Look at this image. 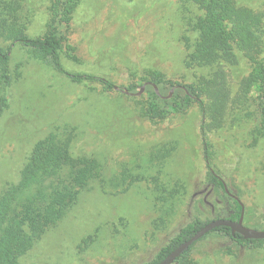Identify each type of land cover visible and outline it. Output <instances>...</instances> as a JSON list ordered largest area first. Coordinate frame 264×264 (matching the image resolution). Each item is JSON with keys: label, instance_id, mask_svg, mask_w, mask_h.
<instances>
[{"label": "rangeland", "instance_id": "obj_1", "mask_svg": "<svg viewBox=\"0 0 264 264\" xmlns=\"http://www.w3.org/2000/svg\"><path fill=\"white\" fill-rule=\"evenodd\" d=\"M50 0H23L30 13L27 35L40 37ZM262 17L259 47L235 63L187 69L185 37L192 33L178 0H82L60 53L63 69L109 79L118 89L75 84L52 67L27 57L19 44L10 51L8 106L0 115V196L17 182L34 143L49 132L73 128L70 153L101 163L105 178L136 173L147 156L168 150L160 179H172L179 192L169 212L153 201L152 185L140 181L124 192L99 187L80 194L76 204L48 229L19 264H148L161 246L191 220H212L221 191L208 184L216 170L244 206L243 225L264 230V98L248 77L264 64V0H233ZM0 45H9L0 39ZM219 70L214 78L213 70ZM153 70L179 85L202 88L204 111L193 105L182 114L151 122L140 116L146 99L122 90ZM207 152V154H206ZM163 177V178H162ZM117 191V192H113ZM232 195V194H231ZM219 208V207H217ZM98 234L79 253L82 238ZM173 264H264V240L237 245L212 234Z\"/></svg>", "mask_w": 264, "mask_h": 264}, {"label": "trees", "instance_id": "obj_2", "mask_svg": "<svg viewBox=\"0 0 264 264\" xmlns=\"http://www.w3.org/2000/svg\"><path fill=\"white\" fill-rule=\"evenodd\" d=\"M81 1L50 0L44 33L40 37L30 38L26 33L31 20L30 13L24 10L23 0H0V39L9 43L6 47L0 45V115L8 106L6 92L11 82L8 68L10 51L11 46L16 43L22 47L28 58L52 67L75 84H86L92 90L94 86L91 84L100 85L103 91L114 89V84L107 78L70 73L61 65L62 44L66 39L72 16ZM178 1L185 10L187 6L194 10L193 15L185 20L188 30L193 34L191 39L185 37L189 50L185 60L187 69H211L222 63H235L237 56L253 52L259 47V36L262 32L260 14L245 8H236L233 0ZM218 71L213 70L214 78ZM141 80L142 84L149 82L151 85L145 87L147 97L141 102L140 116L151 122L185 113L195 104L204 111L201 91H206L205 84L215 83L214 79L206 80L202 88L193 83L179 85L166 79L157 70L151 71ZM152 85L157 87L158 95ZM248 85L255 86L264 98L263 63L253 64ZM133 88L134 85L131 84L124 89L134 93ZM172 89L171 96L168 97ZM262 116L264 130V108ZM74 138L75 130L63 127L36 141L20 170L17 182L9 184L1 194L0 264H19V260L32 249L41 236L67 215L80 194L93 187H99L105 193L111 192L108 188L124 192L135 183L146 181L152 185L153 201L162 204L165 212L172 208L179 192L177 183L172 185L173 181L168 177L160 179L166 158L169 156L168 150L147 156L136 173L127 170L120 177L108 180L101 163L96 159L71 155L70 148ZM208 168L209 186L221 191L213 211V219L237 221L241 208L230 195L237 197V194L229 189L226 193L218 172ZM207 221L209 220L195 218L185 224L172 239L159 248L154 259L148 264H156L164 259ZM98 230L95 229L80 240L77 245L79 253H83L94 242ZM212 234L227 236L237 245L256 244L261 241L244 240L238 234L232 236L230 229L226 227L216 228L198 241ZM196 243L175 262L183 260Z\"/></svg>", "mask_w": 264, "mask_h": 264}, {"label": "water", "instance_id": "obj_3", "mask_svg": "<svg viewBox=\"0 0 264 264\" xmlns=\"http://www.w3.org/2000/svg\"><path fill=\"white\" fill-rule=\"evenodd\" d=\"M147 85H151V83L147 82L141 85L139 91L137 93H129L127 90L123 89L122 92L128 96H140ZM155 90V93L158 95V89L155 85H152ZM114 89L118 88L114 86ZM173 89L170 91L168 97L171 96ZM223 188L226 193H228V188L224 182H222ZM231 195V194H230ZM240 205V216L237 221H233L230 219H212L207 221L204 225H202L189 239L180 243L175 249H173L164 259L157 262L156 264H173L177 258H179L184 252H186L191 245L196 243L206 234L211 232L212 230L219 227H226L230 229L231 235L238 234L244 240H264V230H255L251 228H247L243 225V215H244V206L242 202L235 196L231 195Z\"/></svg>", "mask_w": 264, "mask_h": 264}]
</instances>
